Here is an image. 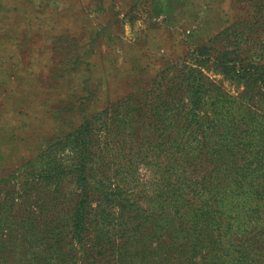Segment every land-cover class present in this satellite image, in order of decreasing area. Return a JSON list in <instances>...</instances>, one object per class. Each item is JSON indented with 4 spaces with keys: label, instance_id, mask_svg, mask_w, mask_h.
<instances>
[{
    "label": "rangeland",
    "instance_id": "1",
    "mask_svg": "<svg viewBox=\"0 0 264 264\" xmlns=\"http://www.w3.org/2000/svg\"><path fill=\"white\" fill-rule=\"evenodd\" d=\"M200 48L203 52L194 54ZM256 65L264 68V0H0V204L9 207L12 203L11 216L2 221L0 238L4 239L6 228L17 230L19 225L11 223L13 218L14 222L26 221L24 217L30 213L36 219L27 216L29 222L36 224L42 219L39 212H44L46 217L58 218L64 231L50 240L57 239L55 244L46 247L38 242L30 252L44 258V264H83V260L88 264L90 260L83 258V246L73 238L69 225L83 183H78L79 173L75 172L80 153L75 150L76 143L68 145L67 140L65 144L66 136L70 140L76 137L88 122L92 138L99 137L85 159L94 164L88 167L94 174L88 181L91 208L99 210L98 205L104 202L99 192L117 187V196H122L130 210L151 204L146 214L152 216L154 201L149 200L163 194L177 175L194 182L208 173L204 154L214 142H221L224 127L232 126L229 106L248 100V127H243L247 132L240 133L246 138L245 154L238 162L245 167L230 171L247 174V180L239 190L229 179L220 180L222 188L216 197L225 203L212 224L217 249L211 262L229 264L231 256L238 258L245 241V245L254 243L250 256L257 254V264H264V87L249 101L251 93L242 78V69L252 72ZM190 67L197 70L188 72ZM186 77L196 79L195 83L203 80L199 92L203 100L194 111L196 116H187V120L215 118L212 124H177L182 114L179 100L186 103L192 95L179 85ZM152 85L155 91L149 93ZM159 95L175 98L179 106L167 112L164 118L168 126L163 132L161 125L144 127L145 142L132 138L123 152L117 151L120 134L111 138L113 133L98 132L101 124L120 122L124 116L122 110L120 116L113 117L112 105L117 101L129 96L158 101ZM145 110L147 107H142ZM158 111L162 113V106ZM158 142L164 144V151L148 172L140 166L136 173L131 169L111 174L113 185L101 181L102 170L114 172L115 163L130 160L129 147L141 145L147 150V161L154 160ZM189 157L188 163L179 160ZM103 159L110 160L112 164L107 166L111 170L103 167ZM175 159L181 165L165 172L160 161ZM48 162L59 168L55 171L59 177L42 184L38 178ZM231 162L232 157L219 160L210 179L222 176ZM144 180L146 186L142 187ZM33 195L36 199L30 204L28 199ZM107 210L113 213L109 221L110 226L115 225L111 230L118 241V232L135 222L125 226L126 220H117L119 207ZM98 222L104 224L101 219ZM22 233L16 236L17 256L25 245ZM247 236L251 242L246 241ZM140 240L155 245L146 236ZM84 244L85 248L91 246L89 241ZM233 249L236 255L231 254ZM28 252L21 256L27 262L31 260ZM238 262L248 264L240 257Z\"/></svg>",
    "mask_w": 264,
    "mask_h": 264
},
{
    "label": "trees",
    "instance_id": "2",
    "mask_svg": "<svg viewBox=\"0 0 264 264\" xmlns=\"http://www.w3.org/2000/svg\"><path fill=\"white\" fill-rule=\"evenodd\" d=\"M202 52L203 51L200 48L196 49L194 54ZM252 68H254L252 72L250 69H242V71H244V77L242 78L244 79L246 90H249L251 93V97L248 98L249 101L252 100L255 91L264 87V68H260L257 65ZM195 70L190 67L188 72L194 73ZM261 70L263 71L261 72ZM188 76L190 75L188 74ZM194 80L196 79H192L191 81L189 77H186L179 84L180 87L183 85L182 88L185 92L191 93L193 96L191 95L186 103H183L184 99L179 100L182 109L180 113L182 114L180 115V120L177 121V124L195 122L193 119L189 120L188 118L187 120V116L191 115V117H195L196 114L194 111L201 105L203 98L199 92L202 88L201 82H203V80L201 78L197 79L199 81L198 83H195L197 81L194 82ZM149 88V93L155 91L154 85ZM182 88L179 89L176 97ZM158 101H139L134 100L131 96L117 101L116 104L112 105V107L114 106L113 117L120 116L122 110L125 111V114L123 113L124 116L120 122L114 123L112 120H109L110 123L101 124L102 129L98 128V132L102 130L107 134L113 133L111 138L120 134L122 141L120 144L121 147L117 150L118 152H123L125 146L129 144L132 138H137L142 142H145V136H143V133L147 130L143 128L161 125V130L159 128L156 130L163 132L167 129L166 126H168V124H165L166 119L164 118L167 112L170 108L176 107L178 110L179 107L178 100L170 98L168 95H159ZM223 101L224 100H222L221 103L225 104ZM247 103L248 100L246 102L240 100L238 105L229 106L228 117L230 118L228 121L232 123V126H229L228 128L225 126L224 132L219 135L221 142H218V140L214 142L213 145L209 147V151L204 154V161L206 163H204V165L208 167V173L204 174L200 179L194 182H190L189 177L177 175L174 182H169V184L167 183L165 186L166 191H164V193L166 194L155 195L156 199L152 198L149 200L150 203L154 201L152 207L154 214H152V216L146 214L148 213L151 204L147 208L135 206V209L130 210L127 206L128 204H125L123 199H121L122 196H117L119 195V193H116L117 187L113 190H111L110 187L109 190L99 192V195H101L100 198L104 202L102 205H98L100 208L99 210L91 208L90 199L92 196L88 193V181L93 179L94 174H91L93 169L88 167L90 163L91 166H94V164L90 160L85 161V159H88L87 155L91 154L90 149L94 144V140H98L99 137L95 139L92 138L93 130L88 122L83 124V130L81 129L77 131L76 137L73 136L70 140V137L66 136L65 144L67 140L69 141L68 145L76 143L75 150L80 153L75 172L79 173L77 175V177H79L78 183H83V190L80 191L78 195L79 200L72 207L69 225L73 238L76 241H79L78 243L83 246V258L85 260H90L88 264H212L211 259L214 257L212 252L217 249L215 246L216 238L213 236L214 231L212 224H214L217 214H219L220 210L224 208L223 206L225 203L222 198L216 197L219 190L222 188L219 187L220 180L224 179L226 181L229 179V184L234 185L236 190L241 189L244 181L247 180V174L235 173L245 167L238 166V162L243 160V155L245 154L242 148L245 146L244 141L246 138L241 137L240 133L247 132V129H243L245 126L248 127L247 119L245 118L247 114ZM159 106H162L161 114L158 111ZM142 107H147V110L142 111ZM222 107L224 108L223 105ZM124 117L125 120L123 119ZM195 120V124L209 125L214 122L215 118L208 120V117H206L205 120L202 118ZM228 121L227 124L229 123ZM169 125L171 124L169 123ZM215 135L217 136V133H215ZM56 144L59 147H64L62 144ZM162 145L164 144L159 142L156 144L159 153L155 155V158L152 161H147L149 157L147 150H143L141 145L129 147V154L131 156L130 160L122 162L121 165L114 162L116 165L114 172L102 170L100 176L101 181L113 185L109 182L111 174L115 172L123 173L122 171L131 172V169H134V173H136L140 166L148 172L150 165L159 163L157 158L160 157V152L164 151V148L161 150ZM204 145L206 146V144ZM167 150V154H170L169 148H167ZM176 151H179V149ZM102 154L104 155L107 153L102 150ZM229 157H232L233 159V162H231L232 165L226 169L223 175L219 178L218 176H215L213 180L210 179L209 176H211V172L217 170L214 165L217 164L219 160L222 162L227 161ZM189 159L190 157L186 159L179 158L182 164L185 162L188 163ZM103 160L105 161H103L105 163V166L103 167L107 170H111L112 168L107 166L108 164H112L110 163V160ZM49 162L46 164V170H42L43 174L38 178V181L42 184L49 179L59 177L55 175V171L59 168L55 166V164L50 166L51 162ZM192 162L193 161H191L190 164H192ZM160 164L163 165L162 167L166 170L165 172L178 167L177 165H181L179 164L178 159H175L174 161L167 160L164 163L160 161ZM234 167L235 172L233 174L230 171ZM146 171L144 174L147 173ZM160 181L161 180L158 179L156 184L159 185ZM146 182L147 181L144 180V185L141 186H146ZM190 188H192L191 194L188 193ZM259 190L260 188L257 186V194L261 196L262 194ZM142 192L143 190L139 191V193ZM33 198L35 201V195L28 199L30 204L33 203ZM219 202H222L221 206L219 205ZM135 204L137 205V203ZM11 205L12 203H10L9 207H3L0 204V227L2 221L8 216H11L9 211ZM115 207H119L120 209V215H118L117 220H126L124 223L125 226L128 225V222H135L131 228L121 229L120 232H118V241L115 239L111 230L112 226L115 225L110 226L111 221H109V218L113 216V213L107 210L108 208L115 209ZM90 208L92 210H90ZM131 214L133 215L131 216ZM39 215L42 219L39 222H36V224H33L31 221L29 222V217L32 221L33 218L36 219L35 216L30 213L26 214L24 217L26 221L21 220L20 222H14V218L12 219L13 222L11 223H18L19 226L17 230L6 228L8 230H6L4 239L0 238V264H20L21 261H23V264H44V258H40L39 255L34 256V253H31L30 251L38 244V242L44 244L46 247L49 246L50 243L55 244L58 241L57 239L52 240V242L50 240L53 237L59 238L60 235L57 233L60 231V234H62L64 226L60 230L61 222L58 218H51L50 216L46 217V213L44 212H39ZM91 216H95L96 219L91 221ZM17 219H20V217H17ZM99 219H101L104 224L99 223ZM141 220H143V222ZM118 225H121V223H118ZM22 230V235H25L26 240L24 248H22L20 254L17 256L15 253L18 241L16 236H19ZM91 232H93V235ZM141 236H143V238H145V236L148 237V239H150L149 242H154L155 245L151 246L148 242H143L140 240ZM247 237L246 241L251 242V237ZM82 240L83 242H81ZM86 241L91 243L90 248L84 247V242ZM253 244L254 243H251V245H245V241L241 242V248L237 252L238 258L231 256L229 264H239V257L242 258L243 263L247 260L248 264H257L258 261L255 259L257 254L250 256L255 250ZM132 250H134V253H132ZM27 251H29L28 256L31 259L28 262L21 259V256L25 255ZM231 254L236 255L234 249L231 251ZM80 259L82 261V257H80Z\"/></svg>",
    "mask_w": 264,
    "mask_h": 264
}]
</instances>
